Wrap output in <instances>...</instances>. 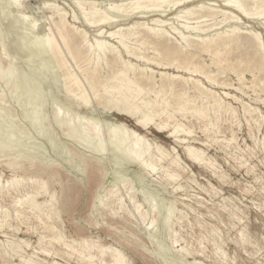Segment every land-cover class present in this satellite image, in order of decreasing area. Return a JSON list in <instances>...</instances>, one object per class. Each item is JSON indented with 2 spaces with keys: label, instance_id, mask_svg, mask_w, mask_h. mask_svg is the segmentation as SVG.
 Returning <instances> with one entry per match:
<instances>
[{
  "label": "rangeland",
  "instance_id": "rangeland-1",
  "mask_svg": "<svg viewBox=\"0 0 264 264\" xmlns=\"http://www.w3.org/2000/svg\"><path fill=\"white\" fill-rule=\"evenodd\" d=\"M9 1L12 3V0H0V5H4L3 9L0 6V12L6 11L5 17L3 16L4 12H2V15L0 13V17L2 16V19H4L0 18V24H2L0 27V35H2L0 36V143L3 141L0 144V184L6 186L7 181L15 177L25 179V183L20 184L18 190L12 188L7 194L5 189L3 194L0 195L1 211L11 213L10 218L7 220L8 223L0 229V251L8 254L5 259L0 256V264H28L27 261L33 264H88V262L82 261L78 252L69 251L62 244L53 240L51 242L54 234L49 232L48 227L50 226L56 227L64 242L74 245L76 250L80 249V243L86 241L91 250H85V254L91 253L97 257L102 249L110 247L121 251L130 264H264V78L257 77L254 79L251 73H246L245 81L241 86V91L245 89L244 93L236 90L241 84H239L237 75L232 72L223 74L226 79L222 75H220V79L217 78L220 83L231 84L228 87H217L203 80L208 88L221 96L223 92H228L239 99V101H236L234 98L224 97L226 102L234 107L236 119H232V115L228 114L215 123V117L212 115L213 122L210 123L209 120H205L207 122L199 121L189 116L184 118L181 114L176 116L179 123L193 131L192 135H186L187 137L180 134V139H186L196 148L202 149L206 157L210 158L215 164L213 168L200 167L186 158L183 150L184 144L180 145L176 143L175 139L169 137L170 129L162 133L154 125L140 128L136 125L134 118L115 110H106L103 106L98 105L81 72V69H84L87 64L80 60L78 63H74L63 51L64 57H66L71 67H69L70 71L78 75L89 98L92 100V105L89 108L78 105L75 95L68 93V86L66 87L63 77H61L64 71L58 69L55 61L50 62L49 56L41 52L40 45L37 43L32 44L31 36L26 32L28 24L19 23L20 26L14 20L18 16V10L12 7ZM45 1L47 0H30L26 2L27 5L26 3H23L24 6L22 5V11L29 18L30 16L33 18L29 21L39 20V29L44 25V19L47 15H51L50 10L47 11L43 8ZM50 1L64 8L69 14V20H73L74 5L72 0ZM108 6V1L101 5L103 10ZM9 10H11V14ZM13 10H17L14 13L15 15ZM78 13L80 14V12ZM157 14L138 15L126 22H135L138 21L135 18L144 17L143 20L139 21H149L156 18L174 23L171 20L175 16L174 13L167 12V16L165 13ZM235 14L240 17L238 13ZM253 17H255L254 20L253 18H243L241 26L248 27L249 30H255L261 34L264 40V15ZM211 23L215 22H209V24ZM13 24H15L16 29L13 28L15 27ZM76 26L86 30L89 35L87 37L93 42L95 29H90L81 22ZM174 26H177V23ZM17 27L21 29L19 32L23 36L20 35ZM226 28V26L222 27L220 25L215 29L223 31ZM14 29L17 31L14 32ZM24 38L31 41L26 40V42L24 40L23 42ZM16 41L21 44L19 46L15 45L14 42ZM25 42H29L26 48ZM33 49L34 51L37 50L36 53ZM27 50H30V52ZM147 54L151 55V51ZM233 56L230 55V57ZM205 59L209 63V58L205 57ZM133 62L143 65L142 62L136 60H133ZM155 70L158 71V69ZM101 72L103 76H107V70ZM167 72L177 74L175 70ZM183 75L186 76L184 73ZM260 76L264 77V75ZM262 79L263 82H261ZM62 80L63 82H61ZM256 80H259V83H257L258 81L254 83ZM244 82L247 84L245 85ZM61 83L63 86L59 85ZM55 85L58 86L54 87ZM246 86L249 91L245 88ZM250 86L255 87V90L253 91ZM243 103L258 109L253 114L254 117L252 115L253 118L248 117L249 115L246 117ZM35 104L37 106L33 107ZM56 104L59 106H56ZM40 106L43 109H40ZM37 107L40 109H38L40 116L36 115L35 110H37ZM60 108L61 110H58ZM59 111L62 112L64 118H70L76 122L80 121L84 124L95 122L94 125H97L103 132V140L106 145L109 142L108 121L126 123L129 127L145 135L150 143H157L168 151H172L173 147L176 148L184 166H188L189 170L179 171L180 179L177 181L168 180L164 177V170L161 168L163 164L160 162H157V173L148 172L137 165L128 164L122 157L108 151L104 157V169L102 170L101 167L100 170L97 167L99 171L95 167L98 166L96 159L92 158L96 140L90 139L89 141L86 139L84 142L78 143L68 138L65 135V128H60L54 122V114ZM65 112L66 114H64ZM34 115L38 120L33 117ZM77 115L80 116V119L77 118ZM103 116L110 119H105ZM260 119L261 121H259ZM37 121H39V124ZM216 131H218L217 134L214 133ZM4 144L6 145L3 147ZM17 146L20 148H17ZM52 146L55 149L51 148ZM87 146L92 149H88ZM30 150H34L35 154ZM25 153L37 156H34L36 158L34 161L37 164L42 165L48 162L47 167L43 169L44 171L41 172L37 167H30L27 161L24 162V170L13 171L8 167L7 163L9 161L15 160ZM81 159L88 162L85 173L77 168ZM49 175H54L55 180L50 182L47 193L42 191L43 195L38 200L39 202H47L45 209L49 210L50 218L37 212L31 211V213L26 206H15L14 201L23 199L29 192L37 189V185L32 184L30 180H45ZM179 183L183 185L184 189L176 191L175 187ZM126 187L131 188V191L127 192ZM112 195L117 197H112ZM52 196H54V199L51 202ZM118 198L122 199L125 209L124 211H118L119 214L113 216L115 212L113 209L116 208L113 202ZM98 201H100V204ZM104 202L108 203V206H105ZM135 205L141 207L140 211L146 215L145 221L139 218L138 213L135 211ZM172 206L173 208L176 207L173 210L174 217H171L169 224L165 225L164 219L168 214V209ZM151 208L155 209L154 212ZM39 216L41 218H38ZM49 234L51 235L49 236ZM17 246L22 247V250H19L18 253L13 251ZM182 249L187 250L189 253H183ZM98 259L96 258L94 261L96 264H110L112 260L110 255H106L104 258L101 257L103 262ZM178 259L182 260H179L178 263Z\"/></svg>",
  "mask_w": 264,
  "mask_h": 264
},
{
  "label": "bare ground",
  "instance_id": "bare-ground-1",
  "mask_svg": "<svg viewBox=\"0 0 264 264\" xmlns=\"http://www.w3.org/2000/svg\"><path fill=\"white\" fill-rule=\"evenodd\" d=\"M29 1L12 0V3H10L9 1L11 6L15 7V9L18 10V16L15 17L16 19L14 20H16L18 24H28L26 32L30 34L32 44L35 45L34 43H37L38 45H40V48H42L41 52L49 56L50 62L52 60L55 61L58 69L64 71V74L61 77H63L62 79L64 80V84L66 85V87L68 86V93H73L75 95V99L78 105L89 108L92 105V100L89 98L88 93L79 80L78 75L70 71L71 67L69 66L66 57H64V52L65 54L67 53V55L72 61H74V63H78V61L80 60L87 64L84 69H81V72L86 85L89 87L98 105L103 106L106 110H115L121 114L134 118L136 120V125L140 128H147L150 125H154L157 129L162 131V133H165L168 129H170L169 137L175 139L176 143L180 145L184 144V154L191 163L205 168H213L215 166L214 162L210 158L206 157V154L202 149L196 148L186 139H180V134L191 136L193 131L190 128L184 126L182 123H179L176 120V116L178 114H181L184 118H188L189 116L199 121L209 120L210 123L213 122L212 115L215 117V123L223 119L224 116L228 114L232 115V119H236L237 116L234 112V107L230 103H227L224 97L234 98L236 101H239V99L228 92H223L221 96L217 92L208 88L205 85L204 81L217 87H228L231 85L230 83V85L222 82L220 83L217 78L220 79V75L223 76V74L225 75V73L227 74V72H232L233 74L235 73L237 75V79L240 82L239 84H241L239 85V88H236V90L240 92L242 90V83L243 81H245L244 78L246 73H251L254 79L257 77L264 78L261 76L259 77V75H264V40L261 37V34L256 32L255 30H249L248 27L241 26V21L243 18H253L254 20L255 17L253 16L261 15L262 17V15H264V0H72V4L74 5L72 21L69 20V14L65 11L64 8L56 5L53 1L47 0L43 3V8L47 9V11L50 10L51 15L48 16L47 12V17L44 19V25L40 29L38 28V26L40 25H38V23H40L39 20L34 19L33 21H29L33 18H31V16L29 18V16H27L24 11H22L23 3L25 4ZM105 1L109 2V6L108 8L103 10L101 5ZM219 2L220 4H218ZM0 6L2 8L4 5ZM16 11H14L13 14ZM2 12H4V16L6 11H1V15ZM9 12L11 14V10H9ZM78 12H80V14ZM167 12L174 13L175 16L174 18L172 17L173 19H171L174 23L169 22V20H160L156 18H152L149 21H139L143 20L144 17L135 18L138 19V21L135 22H126L127 20L132 19L133 17H136L138 15L144 16L146 14L151 15L153 13H165L166 15ZM235 13H238L242 18L237 16ZM164 16L162 17L164 18ZM9 17L11 16L9 15ZM147 17L149 18V16ZM0 18L2 19L3 17L1 16ZM219 18L222 19L218 20ZM216 20L218 21L216 22ZM212 21H214L215 23L209 24V22ZM80 22L90 29H95L93 42L87 37L89 35L86 30H83L80 27L76 26V24H79ZM175 23H177V26H174ZM15 24L13 25L15 26ZM1 25L2 24H0V27ZM220 25H222V27L226 26L227 28L223 31H220V29H215ZM13 28L16 29V26ZM15 29L14 32L17 31ZM17 29L18 32L21 30L18 27ZM213 32L215 33L213 34ZM20 35L23 36L21 33ZM27 37L29 38V36ZM24 40L25 38L23 39V42ZM28 43H26L25 48L28 47ZM14 44L19 46L21 43L18 44V42L16 41L14 42ZM27 51L30 52V50ZM36 51L34 52L36 53ZM149 51H151L152 56L150 54H147V52ZM46 55L44 56L46 57ZM230 55L234 56L230 57ZM205 57L209 58V63L206 62ZM133 60L142 62L143 65L136 64L133 62ZM45 62L50 63L49 61ZM53 67L57 68L55 66ZM155 69H158V71H156ZM102 70H107V76L102 75ZM170 70H175L177 74H174L175 72L173 74L167 72ZM58 72L60 73V71ZM48 73L50 74L49 71ZM104 73L105 72L103 71V74ZM183 73L186 76H184ZM224 77L226 79V76H223V78ZM43 79L46 80L45 78ZM63 80L61 82H63ZM259 80H256L254 83H256L257 81V83H259ZM226 81L228 82V80ZM261 82H263V79ZM247 83L244 82L245 85ZM59 85H62V83ZM57 86L58 85H55L54 87ZM245 88L247 89V86ZM254 88H252L253 91L255 90ZM244 90L245 89H243V91ZM243 91H241V93H244ZM239 92L238 94H240ZM255 94L257 93L255 92ZM53 102L55 103V101ZM63 103L65 102L63 101ZM246 104L243 103L245 110L244 113L246 117L247 115H249L248 117H252V115L256 113L258 109L252 108L248 106L249 104ZM36 106L37 105L35 104V106L33 107ZM56 106L59 105L56 104ZM38 109L39 107H37V110H35L37 112L36 115L39 113L38 111L43 108L41 107L39 110ZM58 110H61V108ZM66 112L64 114H66ZM33 117L37 119L35 115ZM79 117L80 116H78L77 118L80 119ZM54 119L55 121H53L56 122V124L60 128H65V135L71 140L78 143H82L86 139H88L89 141L90 139H94V141L96 140V146L93 148L94 156L92 158L96 159L98 166L95 167H99L100 170L101 167L102 170L104 169V157L108 151H111L118 157H122L128 164L137 165L142 170L148 172H156L158 170L157 162H160L163 164L161 168H163L164 170V177L168 180L177 181L178 179H180L179 171L189 170L188 166H184L181 156L176 148L173 147L172 151H168L157 143L152 144L145 135L129 127L126 123L116 121H108V123L106 122L107 127L109 128V142L106 145L103 140V132L97 125H94L95 122L93 124H84L80 121L76 122L70 118H64L62 112L60 111L54 114ZM259 121H261V119ZM33 122L35 123V121ZM37 122L39 124V121ZM224 123L226 124V122ZM212 124L211 126H213ZM206 130L208 131L209 129ZM214 133L217 134L218 131ZM2 143L3 141H1L0 144ZM5 145L6 144H4L3 147ZM17 148L20 147L17 146ZM51 148H53V146ZM87 148L92 149L89 146H87ZM53 149H55V147ZM15 152L17 153V150ZM33 154L35 153L33 152ZM34 156L32 154L25 153L17 157L15 160L9 161L7 165L13 171H20L25 169L24 162L27 161L29 162L30 167H37L41 172L44 171L43 169L47 167L48 162H45L46 164L42 165L37 164V162L34 161L36 159L35 157L37 156ZM87 166V160L81 159L77 168L85 173V168H87ZM99 168H97V170H99ZM123 176L122 178H124ZM52 180H55L54 175H49L45 180H30L32 184L37 185V189L29 192L23 199L14 201L15 206H26L28 207V210L30 209V212H37L43 216L50 218L51 216L49 210L45 209L47 207V202H39L38 198L43 195L42 191L44 193L48 192L49 184ZM24 181L25 179L23 178L18 179L17 177H15L12 180L7 181L6 186H1L0 184V195L3 194V191L5 189L7 191V194L12 188L14 190H18V186ZM183 189L184 187L181 183L177 184V186L175 187L176 191H180ZM126 190L127 192H130L131 188L126 187ZM112 197L117 196L112 195ZM51 198L52 202L54 196H52ZM98 202L100 204V201ZM154 202L156 203L157 201ZM103 204L105 206H108V203L106 202H104ZM113 204L116 207L113 209L115 211L113 213V216L118 215V211H124L125 206L122 202V199H116ZM140 208V206L135 205V211L138 213L139 218L145 221L146 215L140 211ZM175 208H173L172 206V208L168 209V212L166 211L168 214L164 219L165 225H168L171 217H174L173 210ZM151 209L154 212L155 209ZM10 214L8 212H2L0 209V229H2L4 225L8 223L7 220L10 218ZM38 218L41 217L39 216ZM9 227L11 228L12 226ZM48 229L50 230L49 232H52L54 234L51 242L53 240L57 243L62 244L69 251L78 252L82 261H86L88 262V264H96L94 262L96 258L98 259V257H100L98 260H101V257L104 258L106 255L111 256L112 260L110 264H130L126 257L122 254V252L117 249H113L110 247L104 248L100 251L97 257L91 253L87 255L85 254V250H91L88 242L83 241L79 244L80 249L76 250V247L74 245L64 242L60 232L56 229V227L50 226L48 227ZM50 235L51 234H49V236ZM19 250H22L21 246H17L13 251L18 253ZM182 250L183 253H189L187 250ZM7 255L8 254L6 252L0 251V256L3 259H5ZM179 260L182 259H178V263ZM27 263L33 264L30 261H27Z\"/></svg>",
  "mask_w": 264,
  "mask_h": 264
}]
</instances>
